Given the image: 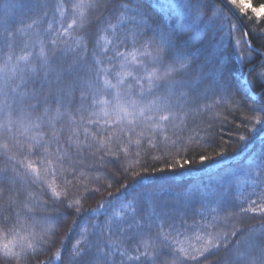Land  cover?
I'll return each mask as SVG.
<instances>
[{"label":"trees","instance_id":"16d2710c","mask_svg":"<svg viewBox=\"0 0 264 264\" xmlns=\"http://www.w3.org/2000/svg\"><path fill=\"white\" fill-rule=\"evenodd\" d=\"M35 2L0 0V21L8 19L15 33L11 48L0 45V68L6 61L11 68L18 57L26 55L28 60L21 65L39 69L42 49L46 55L52 48L68 49L69 57L78 53L90 62L93 56L101 61L113 74L108 77L112 84L123 80L121 91L126 86L138 89L132 83L136 79L146 90L143 77L159 72L151 67L152 58L145 52L152 51L150 40L164 36L173 53L179 49L194 67L209 71L208 91L197 104L180 101L173 112L165 111L168 120H160L159 112L145 109L144 115L136 118L139 126L129 125L127 117L120 120V107L127 105L114 100L116 89L99 95L91 107L86 102L82 108L81 93L76 91L72 104H49L43 120L36 119L44 116L43 108L23 120L13 112L10 121L0 111V172L7 170L15 177L0 183V264H4L5 244L17 254L13 264H66L77 247L83 251L90 242H98L104 251L113 253L112 264H140L134 257L142 258V251L135 249L145 246L150 255L159 253L162 260H171L164 255L170 250L198 257L188 264H227L233 243L244 239L240 230L255 228L260 237L264 221L260 214L264 209V126L254 121L264 114L259 110L264 91L256 88L258 74L264 73V26L251 9L264 8V0H251L246 10L227 0H107L111 8L93 10L78 9L76 4H104L105 0H42L48 7L38 12L5 9L7 4ZM125 4L127 8H120ZM201 7L204 15L196 23ZM33 16H38L40 23H34ZM137 24L145 35L133 42L131 31H136ZM116 36L121 41L129 37L127 46L119 44L122 55H114ZM106 57H113V62L107 63ZM224 65L228 66L226 71L213 74ZM29 90L23 85L18 89ZM51 90H56L54 83ZM90 92L92 88L85 89L86 99ZM48 94L45 85L43 95L37 92V98L42 102ZM53 127L59 145L52 141ZM127 127L135 131H122ZM40 137L52 142L47 152L33 155L34 139ZM65 153L68 155L61 167L56 156ZM233 175L237 176L234 182ZM216 187L217 196L208 198L206 190ZM64 199L72 207L62 223H34L42 216L57 215L62 211L59 201ZM240 204L251 209L243 221L234 215ZM133 216L142 227L144 218L150 217L153 236L160 232L167 240L162 237L161 243L145 237L138 243L130 242L127 237L134 229L128 228L127 222ZM117 224L125 231H117ZM233 225L236 234L229 235L227 245L222 244L219 256L205 260L207 253L197 250L204 249L212 238L220 243V237L232 232Z\"/></svg>","mask_w":264,"mask_h":264},{"label":"snow or ice","instance_id":"6c2138e0","mask_svg":"<svg viewBox=\"0 0 264 264\" xmlns=\"http://www.w3.org/2000/svg\"><path fill=\"white\" fill-rule=\"evenodd\" d=\"M195 0H187V3H194ZM251 0H231V3L238 5L242 9H247L249 7ZM48 7L46 3H43L42 0H36L35 3L31 4H7L5 9L19 8V9H28L32 12L42 11L44 8ZM87 7L90 10L107 7L111 8L112 4L108 3L105 0L104 4H90L86 2L76 4V8ZM120 8H127V5H120ZM257 18L261 20V25L264 26V8H255L251 9ZM204 15L203 8L197 10L195 15V22L199 23L202 16ZM34 23H40L38 16H33ZM141 23H143L141 21ZM33 25L30 23L28 27L31 28ZM140 24L136 25V31H131V40L133 42H138V40L143 37L145 34L140 31ZM20 33L24 32L23 28L19 29ZM15 33L12 31V26L9 23L8 19L0 21V45L4 48H11L14 43ZM129 40L128 36L124 37V40L121 41L119 36H116V41L118 42L116 48V54L119 53V44L122 43L127 46ZM51 44L55 45L56 41L52 40ZM27 47V44H25ZM149 47L152 48L151 52H145L146 56H151V67L158 68L157 73H151L143 77L147 81V89L145 90V85L139 82V79L134 80L132 83L138 85V89L134 90L131 86H126L122 91L119 88V85L123 83L122 79L117 80V84H112L108 79L109 75H113L110 70L102 66L101 61L96 60L93 56L91 62L86 59L81 54H73L69 57L68 49H50L49 53L46 55L41 50V53L38 57L39 69L34 65L24 64L21 65L22 61H27L28 56L21 55L17 58L16 64L11 68L9 67L8 62L6 61L3 68H0V111L5 113L6 119L9 121L12 118V113L16 112L18 117L23 120L25 117H30L33 114L39 113L40 109H44V116H36L37 120H43L48 115V105L53 106L59 105L64 107L66 105L72 104L75 102L76 91H80L81 96L79 104L81 108L87 102L91 107L93 105V100H98L99 95L105 94L110 89H116L114 100L119 105L121 101L127 105V107H120V111L123 112V116L120 120H123L125 117L128 118V124H137V117L144 115V110L148 109L149 111L159 112L160 120H168V116L164 115L165 111L173 112L176 107H179V102L184 101L185 103L191 101L193 104H197L202 94H206L208 91L207 80L209 78V71L205 70L202 67H194L192 61L182 55L180 50L177 49L173 53L168 46V41L166 37L161 36L154 40L149 41ZM107 51V49H105ZM122 55V54H120ZM11 55L8 56V61H11ZM106 62L111 64L113 62V57H106ZM133 60H135V55L133 54ZM115 67V65H113ZM121 68H124V65H121ZM228 69L227 65H224L223 68L219 66L213 70V74L219 76L222 71ZM147 72L148 69H145ZM19 73V76H17ZM51 75V79L49 76ZM27 77V78H26ZM17 79L20 81L17 83ZM56 85V90H51L52 84ZM36 84H40V88H36ZM21 85L29 91H18L21 88ZM47 85L49 87V94L43 98L41 102L37 98V92L40 95H43V89ZM94 85V88H93ZM31 86V87H30ZM92 88V92L89 93L87 99L84 96L85 89ZM256 88L264 91V73H260L256 79ZM145 91H147V97L145 96ZM224 91H229L227 88ZM93 93L96 96H93ZM136 97L133 99V97ZM148 99V103H144V100ZM32 100H37V103H32ZM247 103H244V107ZM260 112L264 113V104L260 105ZM57 115H61L59 109H57ZM70 117L69 113H65ZM151 119V117H149ZM120 121H118L119 123ZM142 123V121H141ZM255 124L264 126V114H261L260 118L255 119ZM39 127V124L36 125ZM5 130L8 131L7 126L5 125ZM127 130L134 132L135 129L127 127L122 129V131ZM255 131V129H253ZM52 141L57 145L60 144V139L56 136V129L53 127L52 130ZM244 139V137H241ZM45 141L42 137L34 139V147L36 151L33 155H41L42 151L47 152L50 142ZM119 147V145H117ZM61 149H57L59 153ZM69 151H71V145L69 146ZM79 149L77 150V156H79ZM23 155V153H21ZM67 153L64 156L57 155L56 161L60 163L63 167V162L67 158ZM45 160H48L49 157L45 156ZM119 159V158H118ZM23 163V161H20ZM123 167L122 162L119 165ZM28 168L32 166L27 165ZM33 171H37L33 169ZM163 171V170H162ZM126 178V177H125ZM15 177H10L7 174V170L0 172V183H7L9 180H13ZM55 203V202H54ZM255 203V201H253ZM71 205L67 203V200L59 201V208L62 211H59L55 216H42L39 220H35L34 223L47 224L49 221H56L57 223L63 222V217L68 210L71 209ZM240 211L236 212L234 215L240 217L241 221L244 219V214L251 211V209L245 207L243 204L239 205ZM261 215H264V209H261ZM31 219V217H30ZM128 228L134 229L131 232L127 239L132 243H138L140 240L148 237L149 239H154L158 242H163L167 240L166 236H163L162 233L157 232L153 236L151 232L152 222L150 217L144 218L143 227L141 226L140 220L133 216L128 222ZM262 224V235L257 237V229H242L240 230V236L244 239H238L233 243V248L229 251L232 253L231 259L227 264H264V221ZM162 226V225H161ZM158 226V227H161ZM117 231H125L122 225H115ZM235 225H233V230L230 233L224 234L220 237V243L216 242V238L208 240V244L204 249H198L197 251L204 255L205 260H210L213 256H219V250L223 245L229 243V235H235ZM55 235V233H53ZM163 237V241L161 238ZM43 239V237H41ZM23 247V245H21ZM28 247H34V245L29 244ZM106 247V246H105ZM136 252L142 251L141 255H137L134 259L139 260L140 264H188L189 260H198V257L195 255L181 256L180 254H173L170 250L164 253L167 257H170L171 260H162L159 253L156 255H150L147 250V246L143 250L137 248ZM155 252L156 249L153 248ZM113 253L104 251L103 247L98 242H90L87 247L81 251L80 247H77L76 250L68 257L66 264H112L110 261V256ZM3 255H4V264H13V259L17 255L12 249L9 248L7 244L3 245ZM31 259V257H29ZM59 260L60 258L57 257ZM115 264H121L120 261H116ZM200 264H203V261H200ZM220 264H226V262L221 261Z\"/></svg>","mask_w":264,"mask_h":264},{"label":"rangeland","instance_id":"374dc122","mask_svg":"<svg viewBox=\"0 0 264 264\" xmlns=\"http://www.w3.org/2000/svg\"><path fill=\"white\" fill-rule=\"evenodd\" d=\"M227 1H229V2L231 3V0H227ZM237 6H238V5H237ZM238 7H239V6H238ZM249 7H250V4H249ZM236 177H237V176H235V175L232 176V181H233V182L235 181L234 178H236ZM238 177H242V176H238ZM245 179L249 180L248 177H246V176H245ZM218 191H219V190H217V187L211 189L210 191H207V190H206V192H207L206 195L208 196V198H213L214 196H217Z\"/></svg>","mask_w":264,"mask_h":264}]
</instances>
